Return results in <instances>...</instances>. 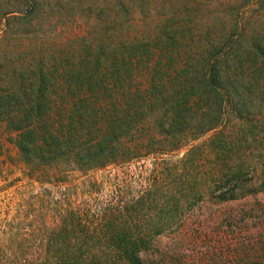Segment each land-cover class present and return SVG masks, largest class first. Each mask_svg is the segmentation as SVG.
<instances>
[{"label": "trees", "instance_id": "1", "mask_svg": "<svg viewBox=\"0 0 264 264\" xmlns=\"http://www.w3.org/2000/svg\"><path fill=\"white\" fill-rule=\"evenodd\" d=\"M72 1L77 26L52 21L77 8L62 0L0 12L8 139L39 182L149 157L153 167L127 202L86 224L62 213L36 257L4 263L0 251V264H155L143 253L205 194L264 193V0H220L217 25L192 0Z\"/></svg>", "mask_w": 264, "mask_h": 264}, {"label": "rangeland", "instance_id": "2", "mask_svg": "<svg viewBox=\"0 0 264 264\" xmlns=\"http://www.w3.org/2000/svg\"><path fill=\"white\" fill-rule=\"evenodd\" d=\"M92 1L97 0H83L84 8ZM192 2L204 6L207 12L204 18L217 25L222 17L217 11L220 0ZM22 5L21 0H0V12L19 9ZM70 5L77 7L73 15L64 12L63 19L52 21L77 26L79 4ZM10 135L0 122V251L4 263L12 260L13 252H27L36 257V253L43 251L50 233L59 228L62 213L73 210L86 224L104 205H115L122 197L127 202L142 189L143 177L153 167V157H149L109 165L86 175L73 172L65 183L39 182L29 176L28 166L8 139ZM206 137H200L196 143ZM263 146L259 145L256 151L264 152ZM184 151L178 152V156ZM258 170L260 177H264V167ZM146 255L155 264H264V193L224 202L205 194L185 215L177 231L154 238L143 257Z\"/></svg>", "mask_w": 264, "mask_h": 264}]
</instances>
